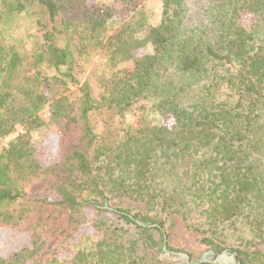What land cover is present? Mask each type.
Instances as JSON below:
<instances>
[{"label": "trees", "instance_id": "trees-1", "mask_svg": "<svg viewBox=\"0 0 264 264\" xmlns=\"http://www.w3.org/2000/svg\"><path fill=\"white\" fill-rule=\"evenodd\" d=\"M205 1L192 25L188 0H162V19L149 27L144 0H1L5 13L36 7L45 48L24 70L20 53L0 40V136L24 128L0 152V227L28 235L0 264H153L175 251L166 226L182 200L210 232L250 234L228 253L264 264V253L247 247L264 244V0ZM75 10L78 18L69 14ZM114 17L123 24L104 41ZM99 52L106 59L99 99L87 80L63 95L62 79L40 73L50 68L77 84L76 73ZM139 99L154 101L163 122L129 126L119 140L95 132L101 109L123 118ZM48 102L61 135L50 163L31 142ZM158 161L179 165L176 182H187L177 189L157 182ZM36 182L44 187L34 192ZM129 198L157 212L131 211ZM88 229L90 251L73 252ZM201 242L227 250L213 238Z\"/></svg>", "mask_w": 264, "mask_h": 264}, {"label": "rangeland", "instance_id": "rangeland-1", "mask_svg": "<svg viewBox=\"0 0 264 264\" xmlns=\"http://www.w3.org/2000/svg\"><path fill=\"white\" fill-rule=\"evenodd\" d=\"M16 0H6V2H15ZM88 2H94L99 5H109L112 0H85ZM205 0H188V5L192 6L190 9L192 14L189 15L187 23L195 25L197 20L196 10L199 6H202ZM144 11L147 14V24L149 27L157 26L162 19L163 5L162 0H144ZM2 3L0 0V40L3 41L6 47H11L14 51L20 53L24 60V70L28 69L34 60V56L42 52L45 48L43 40V29L39 25L40 20L43 18L36 7H26L21 12L5 13L2 9ZM69 14L72 17L78 18V10L71 11ZM119 17L111 19L106 28L104 34V41L110 36H113L116 31L123 24ZM61 39V38H60ZM63 40H60V42ZM144 52L150 53L152 49L150 46H146ZM105 56L101 52L93 56L92 61L84 72H77V84L72 83L67 78H63L52 69L42 67L40 73L47 77H54L63 80V95L74 93L83 81L87 80L91 86L92 94L95 99H99L102 94V89L98 86L97 81L102 75V69L105 65ZM124 64H120L118 67H122ZM185 96L189 99L193 98L192 91H186ZM51 102V101H50ZM50 102H48L42 111L38 114L40 120V126L37 129L31 131V142L37 147V156L41 157L42 162L50 163L56 156L59 149V142L61 141V135L56 125H53L50 121ZM95 132L98 135H104L110 137V139L118 138L122 139L125 131L129 126H152L163 122V118L154 109V101L147 99H139L131 106V108L124 113V117L120 118L116 113L101 109L94 115L93 118ZM166 123L169 121H165ZM24 132L23 126H17L14 131L7 136H0V152L4 149L8 142L14 139L17 135ZM71 136L68 137V140ZM72 144V143H71ZM178 166V167H177ZM168 165L164 161H158L154 166V172L159 179L157 182L167 181V187L171 189H177L179 183H186L188 178L182 177L179 180V173L183 171L179 165ZM188 169V168H187ZM186 169V170H187ZM169 172V174L167 173ZM44 184L36 182L30 189L34 192L42 190ZM185 201L188 198L184 199ZM124 205L129 206L131 211H142L148 213H155V205L147 204L144 200H138L136 198L124 199ZM183 200L178 203L177 213L171 215L172 222H168L166 226V232L169 233L170 247L175 249L174 252H163L160 256L156 257L153 264H224L223 257L212 255V250L209 246L201 242L202 238L214 239L221 247H225L228 252L229 249L240 246L242 241L240 237L246 240L251 238V235L241 233L235 227H213L210 232L207 226L201 223V219L198 216L193 215L194 212L189 213V206L185 209L182 205ZM172 210H169V212ZM89 213L91 211L89 210ZM184 214L187 216L185 217ZM88 229V236L80 240L78 244L73 247V252L78 250L83 252H89L92 247L93 237L90 236L93 231ZM132 232V231H130ZM88 237V238H87ZM28 235L25 233H17L8 228L0 227V257L6 256L9 253L17 250L27 242ZM247 247L253 249H259L264 253V244H251ZM250 249V251H255ZM138 253V250L135 251ZM179 254V255H178ZM180 254L187 256L181 257ZM142 255V254H140ZM227 260V259H226ZM225 260V261H226ZM61 264H70V262H63ZM83 264V263H82ZM86 264V263H84Z\"/></svg>", "mask_w": 264, "mask_h": 264}, {"label": "water", "instance_id": "water-1", "mask_svg": "<svg viewBox=\"0 0 264 264\" xmlns=\"http://www.w3.org/2000/svg\"><path fill=\"white\" fill-rule=\"evenodd\" d=\"M163 250H165L166 251V249L164 248ZM179 255V254H178ZM180 256L181 257H185V258H187V256L186 255H184V254H180ZM221 257H223L224 258V260H223V262L225 263V264H234V258H235V255L234 254H232V253H228V252H226V251H224V253H223V255L221 256ZM227 259V260H226ZM226 260V261H225ZM238 264V263H237Z\"/></svg>", "mask_w": 264, "mask_h": 264}, {"label": "flooded vegetation", "instance_id": "flooded-vegetation-1", "mask_svg": "<svg viewBox=\"0 0 264 264\" xmlns=\"http://www.w3.org/2000/svg\"><path fill=\"white\" fill-rule=\"evenodd\" d=\"M212 252H213V253H212L211 256L214 255V256H215V259L218 258V257H220V256H222L223 253H224V251L218 253V252H216V250H212ZM234 261H235L234 264H237V263H238V264H244V263L239 262L236 258H234ZM223 263H224V262H223ZM224 264H225V263H224Z\"/></svg>", "mask_w": 264, "mask_h": 264}]
</instances>
